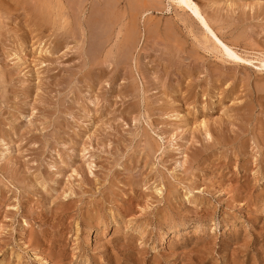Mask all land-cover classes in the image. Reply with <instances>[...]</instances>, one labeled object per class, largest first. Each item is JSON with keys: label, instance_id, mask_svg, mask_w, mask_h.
<instances>
[{"label": "rangeland", "instance_id": "obj_1", "mask_svg": "<svg viewBox=\"0 0 264 264\" xmlns=\"http://www.w3.org/2000/svg\"><path fill=\"white\" fill-rule=\"evenodd\" d=\"M178 1L0 0V264H264V0Z\"/></svg>", "mask_w": 264, "mask_h": 264}, {"label": "bare ground", "instance_id": "obj_2", "mask_svg": "<svg viewBox=\"0 0 264 264\" xmlns=\"http://www.w3.org/2000/svg\"><path fill=\"white\" fill-rule=\"evenodd\" d=\"M13 2H16L17 3V5L16 6H20L21 7V5L23 6L24 4H23V2H25V0H12ZM114 1V0H113ZM145 2L144 3H147L146 1L147 0H144ZM150 1V0H149ZM158 1V0H157ZM173 1H175V2H177L176 0H173ZM181 1H183L184 3H187L188 1L192 4V7H194L196 4L193 2H191V0H181ZM226 1V0H225ZM61 2H63V1H61ZM61 2H60V0L59 1H57V3H54V2H49V1H47L46 0V2H42L41 4H39V5H37V6H34V7H32L31 8V15H33L34 16V23H35V26H37V25H40V23H41V25H42V27L44 28V26H45V24H47V23H50V22H52L53 23V26H54V24L56 25L57 23H58V20H56L57 18H59V20L60 19H62L63 18V15H64V12L66 11V8L63 6V4H61ZM112 2V1H111ZM118 2V1H117ZM172 2V1H171ZM174 2V3H175ZM179 2V1H178ZM254 2V1H253ZM26 3H27V1H26ZM38 3H40V2H38ZM157 4V3H156ZM178 4V3H177ZM195 4V5H194ZM111 5V4H110ZM118 5V4H117ZM181 5V4H180ZM179 5V6H180ZM194 5V6H193ZM67 6V5H66ZM70 6V5H69ZM68 6V7H69ZM104 6V5H103ZM133 6H135V3L133 4ZM139 6H141V5H139ZM155 6V5H154ZM159 6V5H158ZM229 6V5H228ZM15 7V6H14ZM71 7V6H70ZM73 7V6H72ZM70 8V9H73L74 10V7L73 8ZM129 7V6H128ZM135 7H137V6H135ZM134 7V8H135ZM145 7H147V6H145ZM144 7V8H145ZM152 7V6H151ZM197 8H198V6H196ZM18 8V7H17ZM83 8V7H82ZM107 8V7H106ZM131 8V7H130ZM133 8V11H135V9ZM138 8H141V7H138ZM137 8V9H138ZM153 8H156V7H153ZM152 8V9H153ZM159 8V7H158ZM25 9V8H24ZM81 9V8H80ZM91 9H93V8H91ZM95 9H96V7H95ZM100 9H102V8H100ZM108 9H110L109 11H108ZM108 9H105L106 11H107V13L108 12H112V7L110 8V7H108ZM146 9H148V10H144L145 12L146 11H149L150 9L147 7ZM161 9V8H160ZM82 10V9H81ZM97 10V9H96ZM139 10V9H138ZM137 10V13L139 14V16L142 14V11H141V9L138 11ZM154 10H156V9H154ZM183 10V9H182ZM94 11V10H93ZM93 11H92V13H93ZM99 11V10H98ZM130 11H131V9H130ZM141 11V13H139ZM143 11V12H144ZM157 11V10H156ZM193 11V10H192ZM27 12V11H26ZM82 12V11H81ZM91 12V11H90ZM91 13V14H92ZM96 13V12H95ZM115 13V12H114ZM118 14H119V12H117ZM116 13V18L119 16L118 14ZM131 13V12H130ZM133 13V12H132ZM2 14V13H1ZM10 14V13H9ZM82 14V13H81ZM123 14H127V13H123ZM135 13H133V15H134ZM101 15V14H100ZM110 15V14H109ZM112 15H114V14H112ZM118 15V16H117ZM122 15V14H121ZM119 16L118 18H122L123 19V16ZM132 15V14H131ZM133 15H132V18L133 19H131L132 21H133V23H131L132 24V27H130V29H131V31H129L130 29H128V31H129V33H127L126 34V32L127 31H125L124 32V35L126 34L127 36H126V38H125V40L123 39L122 41H123V43L126 41V45H125V47H123V52H124V54L125 53H131V52H133L134 50H135V48H136V46H137V44H138V42H139V34L140 33H138V31H137V15L136 16H134L133 17ZM92 15H90V17H91ZM95 16V15H94ZM111 16V15H110ZM82 17V16H81ZM98 17V16H97ZM106 17V16H105ZM104 17V18H105ZM125 17V16H124ZM129 17V16H128ZM203 16H200V19H201V22H202V24L204 25V26H206V28L208 29V30H210L211 31V29H209V27H208V25H207V23L205 22V20L202 18ZM28 18V17H27ZM65 18H67L66 16H65ZM92 18V17H91ZM112 19H115V17L113 18V17H111ZM116 19V20H118V22L117 23H119V19ZM150 18V17H149ZM154 18V17H153ZM186 18V17H185ZM77 19V18H76ZM90 19V18H89ZM100 19V18H99ZM98 19V20H99ZM107 19H108V17H107ZM67 20H69V19H67ZM66 19H65V24H67V21ZM93 20H96V18L95 19H93ZM101 20V19H100ZM105 20H106V18H105ZM90 21V20H89ZM103 21H104V19H103ZM148 21H150V20H148ZM95 22V21H94ZM31 23V22H30ZM87 23V22H86ZM100 23V22H99ZM108 23V22H107ZM116 23V24H117ZM121 24V23H120ZM126 24V23H125ZM138 24H139V22H138ZM28 25V24H27ZM49 25H51V24H49ZM81 25V24H80ZM100 25H101V23H100ZM104 25H105V23H104ZM109 25V24H108ZM108 25H106V26H108ZM118 25V24H117ZM157 25L158 24H156V27H157ZM58 26H59V24H58ZM65 26V25H64ZM89 26V25H88ZM92 26V24L90 25V27ZM94 26V25H93ZM124 26V25H123ZM148 26V25H147ZM70 27V26H69ZM100 27V26H99ZM128 27V26H127ZM168 27H170V26H168ZM89 28V27H88ZM138 28H140V27H138ZM171 29H172V27H170ZM63 29V28H62ZM103 29V28H102ZM125 29V28H124ZM123 29V30H124ZM158 29V28H157ZM88 30V29H87ZM147 30V28L145 29V31ZM91 31H93L92 29H91ZM103 31V30H102ZM108 30H105L103 33L105 34V32H107ZM151 31H152V29H151ZM155 30H153V32H154ZM168 31H170V29L168 30ZM109 32V31H108ZM112 33H113V31H111ZM121 32V31H120ZM171 33H172V30L170 31ZM192 32V31H191ZM147 33V32H146ZM150 33V32H149ZM149 33H147V35L149 34ZM156 33V32H155ZM168 33V32H167ZM39 34V33H38ZM102 34V36H106V35H108L109 33H107V34ZM111 34V33H110ZM121 33H119V35H120ZM154 34V33H153ZM168 34H170V33H168ZM174 34V33H173ZM213 34H214V32H213ZM151 35H152V33H151ZM165 35V34H164ZM167 35V34H166ZM171 35V34H170ZM169 35V36H170ZM174 36V35H173ZM175 36H177V35H175ZM179 36V35H178ZM243 36V35H242ZM113 37V36H112ZM111 37V38H112ZM165 37H167L168 38V36H165ZM171 37H172V35H171ZM122 38H124V36L122 37ZM243 38V37H242ZM108 39V38H107ZM171 39V38H170ZM177 39H178V37H177ZM208 39V38H207ZM173 40V39H172ZM209 40V39H208ZM239 40V39H238ZM110 41H111V39H110ZM180 41V40H179ZM204 41H205V39H204ZM210 41V40H209ZM122 43V44H123ZM25 44V43H24ZM125 44V43H124ZM236 44V43H235ZM238 44V43H237ZM21 45V44H20ZM185 45V44H184ZM183 45V46H184ZM234 45V44H233ZM124 46V45H123ZM183 46H182V48H183ZM22 47V46H21ZM125 48V49H124ZM206 49V48H205ZM204 49V50H205ZM22 51V50H21ZM42 52V51H41ZM49 52V51H48ZM123 52H122V54H123ZM120 53V52H119ZM129 53V54H130ZM214 53V52H213ZM108 54V53H107ZM128 54V55H129ZM132 54V53H131ZM122 56V55H121ZM125 56V55H124ZM130 57V56H129ZM122 58V57H121ZM111 59V58H110ZM106 60V59H105ZM122 61V60H121ZM131 62V61H130ZM105 63V62H104ZM98 64V63H97ZM106 64V63H105ZM104 64V65H105ZM100 65V64H99ZM99 67V66H98ZM103 71V70H102ZM104 73V72H103ZM202 127H204V126H202ZM4 134V133H3ZM3 134H2V136H3ZM5 140L6 139H4V140H2V141H4L5 142ZM146 143V142H145ZM149 143V142H148ZM141 144V143H140ZM6 145V144H5ZM147 146H148V148L150 149V150H152V147H151V145L150 144H148V145H146V148H147ZM145 148V149H146ZM149 151V150H148ZM147 152V151H146ZM154 152V151H153ZM156 152V151H155ZM154 154V153H153ZM154 157V156H153ZM39 180H35L34 181V183L35 184H37V182H38ZM33 183V182H32ZM45 184H46V182H45ZM20 185V184H19ZM18 185V186H19ZM227 185V184H226ZM22 186V185H21ZM171 186V185H170ZM44 187V186H43ZM229 187V186H228ZM24 188V187H23ZM186 188V187H185ZM172 189V188H171ZM53 191V190H52ZM55 191V190H54ZM154 191V190H153ZM67 193V192H66ZM233 193V192H232ZM65 195V194H64ZM69 195V194H68ZM100 200V199H99ZM102 200V199H101ZM91 203V202H90ZM71 204V203H70ZM98 207V206H97ZM57 208V207H56ZM61 208V207H60ZM87 225V224H86ZM175 229V228H174ZM199 229V227H196V230H198ZM78 230V229H77ZM30 234H32V233H30ZM30 238V237H29ZM34 238V237H33ZM239 245V244H238ZM240 248V247H239ZM237 251V250H236ZM206 252V251H205ZM232 254V253H231ZM236 263V262H235Z\"/></svg>", "mask_w": 264, "mask_h": 264}]
</instances>
